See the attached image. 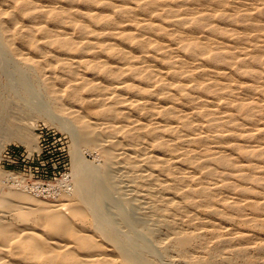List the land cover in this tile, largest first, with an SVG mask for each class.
I'll return each mask as SVG.
<instances>
[{
  "label": "bare ground",
  "instance_id": "6f19581e",
  "mask_svg": "<svg viewBox=\"0 0 264 264\" xmlns=\"http://www.w3.org/2000/svg\"><path fill=\"white\" fill-rule=\"evenodd\" d=\"M0 37L49 81L81 142L101 145L105 170L127 173L149 214L252 248L254 229L211 222L264 228V0H0ZM84 105L101 116L86 119ZM92 176L75 167L64 205L3 192L18 223L1 213L0 264H119L114 242L89 229L81 197ZM97 183L105 202L114 190Z\"/></svg>",
  "mask_w": 264,
  "mask_h": 264
},
{
  "label": "rangeland",
  "instance_id": "374dc122",
  "mask_svg": "<svg viewBox=\"0 0 264 264\" xmlns=\"http://www.w3.org/2000/svg\"><path fill=\"white\" fill-rule=\"evenodd\" d=\"M0 43V196L12 190L39 202L64 205L75 198L79 185L75 167H80L93 174L92 184L81 197L90 216L89 229L114 242L119 264H264V252L257 250L264 244V228H253L240 219L213 218L215 227L257 232L252 248L239 252L210 234L195 239L194 226L149 214L150 205L134 196L137 189L128 185L127 173L116 168L105 170L101 145L81 142L75 118L57 107L48 91L49 81L24 55L12 51L4 41ZM52 84L59 95L63 94L61 82ZM84 111L86 119L101 116L100 110L86 105ZM104 181L109 183L108 192L114 190L108 195ZM96 183H102L100 191L106 190L109 199L105 202L106 196H96ZM5 212L4 220L18 223L15 212L0 207L1 217ZM38 224L32 223L41 228ZM180 236L188 237L187 243L181 244Z\"/></svg>",
  "mask_w": 264,
  "mask_h": 264
}]
</instances>
